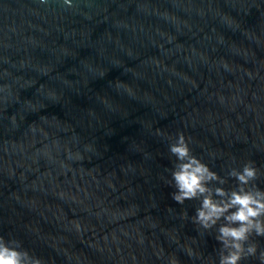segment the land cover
<instances>
[{
    "label": "water",
    "instance_id": "95a60500",
    "mask_svg": "<svg viewBox=\"0 0 264 264\" xmlns=\"http://www.w3.org/2000/svg\"><path fill=\"white\" fill-rule=\"evenodd\" d=\"M178 132L264 189V0H0V235L45 264H219L223 221L172 199Z\"/></svg>",
    "mask_w": 264,
    "mask_h": 264
},
{
    "label": "clouds",
    "instance_id": "9594fccd",
    "mask_svg": "<svg viewBox=\"0 0 264 264\" xmlns=\"http://www.w3.org/2000/svg\"><path fill=\"white\" fill-rule=\"evenodd\" d=\"M49 0H39L47 5ZM66 8L74 5V0H62ZM157 134L159 130H157ZM190 138L183 132L176 134L168 151L175 157L170 170V185L175 188L172 199L183 205L186 200H199L200 206L191 218L205 230L215 228L219 223L215 239L221 245L219 264H240L242 260L255 257L264 264V250H260L254 237H264V189L256 185L258 170L252 162L242 168H233L228 177L236 181V186L225 189L228 182L208 164L193 155L189 146ZM216 184L221 186H215ZM185 217L187 213L185 212ZM0 264H45L41 257L30 254L22 242L6 239L0 235ZM170 264H175L170 260Z\"/></svg>",
    "mask_w": 264,
    "mask_h": 264
}]
</instances>
